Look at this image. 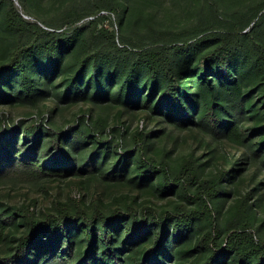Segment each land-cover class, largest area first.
Returning <instances> with one entry per match:
<instances>
[{
  "label": "trees",
  "instance_id": "1",
  "mask_svg": "<svg viewBox=\"0 0 264 264\" xmlns=\"http://www.w3.org/2000/svg\"><path fill=\"white\" fill-rule=\"evenodd\" d=\"M171 3L0 0V264H264V1Z\"/></svg>",
  "mask_w": 264,
  "mask_h": 264
},
{
  "label": "rangeland",
  "instance_id": "2",
  "mask_svg": "<svg viewBox=\"0 0 264 264\" xmlns=\"http://www.w3.org/2000/svg\"><path fill=\"white\" fill-rule=\"evenodd\" d=\"M264 0H259V3H262ZM259 5L255 4L254 7L258 8ZM171 14L176 17V21L180 22L182 25L187 23L189 21V17L191 16L190 11V3H187V0H172L171 3ZM181 12H183L185 15H181ZM29 18V17H26ZM33 20V19H32ZM170 23L169 21H167ZM171 24V23H170ZM110 27V26H109ZM196 26H194L195 28ZM112 28V27H111ZM193 28V24H190L186 29L184 30H191ZM83 107L79 105H63L62 111L59 113L58 116L53 119V124L56 126L61 127H67V125L74 122L77 115H79L82 112ZM40 110L36 107L25 105L21 106L20 108L14 109L13 113L10 114L12 119L20 120V119H27V120H36L40 121L39 115ZM139 120V119H138ZM135 123V122H134ZM193 142V139L189 140V145L191 146ZM164 143V142H163ZM165 143L161 146H164ZM171 143L167 144L168 147H170ZM203 148H201L202 150ZM200 150V151H201ZM55 185H50V189H48V192L53 194L55 192L54 189H52ZM2 193L5 195V199L9 201L12 205H15L17 203H21L25 200H29L31 198L41 199L43 196L46 195L45 185L44 184H28V183H17L15 187L12 188L10 195L8 194V191H5ZM236 195H234L235 197ZM234 197H230L228 199L227 205L234 199ZM46 200V199H42ZM165 202V201H164Z\"/></svg>",
  "mask_w": 264,
  "mask_h": 264
},
{
  "label": "built area",
  "instance_id": "3",
  "mask_svg": "<svg viewBox=\"0 0 264 264\" xmlns=\"http://www.w3.org/2000/svg\"><path fill=\"white\" fill-rule=\"evenodd\" d=\"M102 13H104V12H102ZM93 18H94V16H92V17H88L87 20H89V19H93ZM140 127H143V123L140 124Z\"/></svg>",
  "mask_w": 264,
  "mask_h": 264
}]
</instances>
